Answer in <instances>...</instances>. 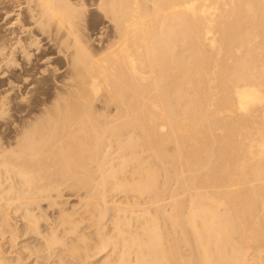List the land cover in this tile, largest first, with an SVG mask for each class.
<instances>
[{
	"label": "bare ground",
	"instance_id": "obj_1",
	"mask_svg": "<svg viewBox=\"0 0 264 264\" xmlns=\"http://www.w3.org/2000/svg\"><path fill=\"white\" fill-rule=\"evenodd\" d=\"M3 7L19 14L10 40L0 37V62L48 46L64 78L48 117L21 132L17 150L0 149L1 246L6 235L33 238L61 264H264V0H0ZM96 21L98 33H86ZM178 189L189 192L186 206ZM164 190L173 198L162 211L196 249L167 243L148 206L165 201ZM87 213L99 215L92 233ZM254 237L263 249H251ZM1 246L0 264L20 262Z\"/></svg>",
	"mask_w": 264,
	"mask_h": 264
},
{
	"label": "rangeland",
	"instance_id": "obj_2",
	"mask_svg": "<svg viewBox=\"0 0 264 264\" xmlns=\"http://www.w3.org/2000/svg\"><path fill=\"white\" fill-rule=\"evenodd\" d=\"M19 14V12H18V10L17 9H15V8H11V7H3V8H1L0 9V31L1 32H3V34H5V35H3L1 32V34H0V37H3V38H6L7 39V35H9L10 34V32L9 31H11V29L13 30V28H15L14 26L15 25H13V22H15V21H17V19L16 18H18V15ZM20 18V17H19ZM16 19V20H15ZM89 21H91L90 19H89ZM97 21H99V20H97ZM96 21V23L98 24V25H93L92 27H88L87 26V28H88V30H89V32H87L88 30H86V33H90V32H92L91 34L94 36L95 35V33L97 34L98 33V31H99V29L102 27V25H101V23L99 22H97ZM92 22V21H91ZM13 26V27H12ZM96 26V28H94ZM99 27V28H98ZM10 29V30H9ZM95 31H94V30ZM96 29H98V30H96ZM9 30V31H8ZM7 31V32H6ZM94 31V32H93ZM7 33V34H6ZM90 34V35H91ZM91 35V36H92ZM96 38V37H95ZM9 39V38H8ZM7 39V40H8ZM10 40V39H9ZM14 42V41H13ZM44 43H42V44H40V48H42L43 46H44V48H46V45H43ZM44 48H42V49H44ZM37 52V48L34 46V47H32L31 48V51L33 52L34 50ZM49 47L47 46V48L45 49V52H44V54L41 56V54H34L35 53V51L32 53L31 52V55L30 56H27L28 57V59H27V57H25V55H20V54H17V56L15 57V59H14V61H11V62H8V63H10L9 65H7L8 63H6V62H0V149L1 150H17L18 149V147L16 146L18 143H21L22 142V138H23V131H24V133H25V130H26V132L28 131V130H32L33 129V127H36V125H38V123H40L41 121H43V120H45L47 117H48V111H50V109H52V106H53V101L55 102V99L53 100V98H55V93H53V92H56V89L55 88H57L58 86H59V81H62L63 80V78L64 77H62V74H54L53 72L56 70V69H54V68H57V67H60L58 70H61L63 67H64V63L63 64H60V61H58V59L57 60H53V59H51L52 61H50V59H48V58H51V57H53L52 55H54V52H52L53 51V49H49ZM48 50V51H47ZM48 53H47V52ZM47 53V54H46ZM33 54V55H32ZM51 56H49V55ZM20 55V56H19ZM35 55H38V57H36ZM32 56V57H31ZM41 56V57H40ZM19 57H21V58H19ZM25 57V58H24ZM39 59V57H40V60H41V65H40V60H39V63H38V61L35 59ZM44 57V58H43ZM18 58V59H17ZM31 60H30V59ZM45 58H47V59H45ZM24 59H26V62L25 61H23ZM34 61H33V60ZM43 59V60H42ZM17 60L19 61V62H17ZM21 60V61H20ZM48 60V61H47ZM15 61H16V64H15ZM28 61V62H27ZM29 61H30V63H29ZM32 61V62H31ZM44 61H46L47 63H45ZM59 62V64H58V62ZM13 62V63H12ZM23 62V63H22ZM48 62H51V63H48ZM56 62V63H55ZM18 63H19V65H18ZM24 63H26V64H24ZM34 63V64H33ZM36 63H38L37 65H36ZM46 65H45V64ZM62 63V62H61ZM11 64H13V66L15 65L16 67L14 68ZM45 66H44V65ZM55 65V66H53V65ZM3 65V66H2ZM26 67H25V66ZM35 65V66H34ZM50 65H51V67H50ZM58 65V66H57ZM5 66V67H4ZM9 66H11V68L13 67L14 69H11V68H9ZM17 66H18V68H17ZM28 66V67H27ZM36 66H37V68H36ZM40 66H42V67H40ZM49 67V68H51V70H49V68L47 69L46 67ZM21 67V68H20ZM23 67H25L26 69H28V70H26L25 68H23ZM3 68V69H2ZM31 68H34V69H32L31 70ZM39 68H40V70H39ZM45 68V69H44ZM8 69H10V70H8ZM20 71H19V70ZM43 69V70H42ZM14 70H16V72L14 71ZM22 70V71H21ZM26 70V71H25ZM46 70V71H45ZM52 70H54V71H52ZM10 71V72H9ZM12 71H13V73H12ZM19 71V72H18ZM24 71V72H23ZM30 71H33L32 73H30L31 75H34V76H32V77H30L31 75L29 74V72ZM36 71V72H35ZM39 71H40V73H39ZM43 71H44V73L45 74H48V72L47 71H51L52 73H53V75H52V73L50 72L49 73V75H45L44 73H43ZM4 72V73H3ZM16 74H15V73ZM18 72V73H17ZM43 74H42V73ZM9 73H11V74H9ZM20 73V74H19ZM26 73V74H25ZM35 73V74H34ZM38 73H39V75H38ZM9 74V75H8ZM13 74H15L16 76H17V78L19 79L20 78V80L21 79H23L24 78V80L26 79V78H29V79H26L25 80V82H24V80H21V81H19L17 78H16V76L14 75V77H13ZM22 74V75H21ZM25 74V76H23ZM28 74V75H27ZM18 75L20 76V77H18ZM28 77H27V76ZM30 75V76H29ZM36 75V76H35ZM41 75V77L43 76V78H39V76ZM52 75V76H51ZM10 76L12 77V79L10 78ZM23 76V77H22ZM45 76V77H44ZM46 76H48V77H46ZM58 76V77H57ZM59 76H60V78H59ZM22 77V78H21ZM51 77V78H50ZM52 77H54L53 79H55V82H54V85H53V83H51L50 84V82H51V80H52V82H53V79H52ZM57 79H56V78ZM39 78V81L37 80ZM46 80H45V79ZM58 78H59V80H58ZM62 78V79H61ZM14 79H15V81H14ZM17 79V80H16ZM42 79V80H41ZM44 79V80H43ZM7 80V81H6ZM10 80V81H9ZM48 80L50 81V82H48ZM38 81V82H37ZM42 81V82H41ZM58 81V82H57ZM4 82H5V84H4ZM11 82V83H10ZM12 82H14V83H12ZM17 82V83H16ZM20 82V83H19ZM36 83V84H32V83ZM41 82V83H40ZM9 83V85H7ZM29 83H31V86H30V84ZM40 84V85H38V84ZM15 85V86H13V85ZM57 84V85H56ZM23 85V86H22ZM27 87V86H30V87H32L33 85L35 86H33L32 87V89L31 90H33V91H30V88L29 87H25V86ZM38 85V86H37ZM56 85V86H55ZM22 86V87H21ZM55 86V87H54ZM12 87V88H11ZM15 87V88H14ZM48 87H50V88H48ZM35 90H34V89ZM11 89H13L14 91H12ZM48 89V90H47ZM55 89V90H54ZM22 90V91H21ZM25 90V91H24ZM27 90V91H26ZM46 90V91H45ZM35 91V92H34ZM48 91V92H47ZM53 91V92H52ZM26 92H28V93H26ZM47 92V93H46ZM49 92H51V93H49ZM43 93V94H42ZM53 93V94H52ZM11 94V95H10ZM41 95H43V97L41 96ZM48 97H47V96ZM53 95V96H52ZM22 96H25V97H22ZM46 97V99L45 100H43L45 97ZM52 99H51V98ZM8 99V100H6V99ZM18 98H19V100H18ZM21 98V99H20ZM24 98V99H23ZM42 98V99H41ZM17 100V101H14V102H12L13 100ZM22 99L24 100V101H22ZM41 99V100H40ZM51 99V100H50ZM10 100H12V101H10ZM2 101H4L5 103H2ZM19 101V102H18ZM40 101L43 103V105L42 104H40L39 105V103H40ZM45 101V102H44ZM50 101H51V104H49L50 103ZM7 102V103H6ZM10 104H9V103ZM17 102L19 103V105L17 106ZM39 102V103H38ZM7 104V105H6ZM21 104V105H20ZM38 104V105H37ZM45 104V105H44ZM47 104V105H46ZM49 104V105H48ZM6 105V106H5ZM37 105V106H36ZM42 105V106H41ZM52 105V106H51ZM36 106V107H35ZM38 106H40V107H38ZM47 106H48V108H49V110L47 109ZM41 107H43V109L41 108ZM44 107H45V109H44ZM5 108V109H4ZM18 108H19V110H22L21 111V113H20V111L18 110ZM22 108V109H21ZM23 108H26V109H23ZM35 108H39L38 110H36ZM43 110L42 112L44 113V110H45V114H47V115H44L43 113H41L40 111H41V109ZM16 109H17V111H16ZM28 109V110H27ZM31 111H30V110ZM32 109H34V111H32ZM27 110V111H26ZM39 111V112H36V111ZM47 110V111H46ZM25 111V112H24ZM18 112V113H17ZM47 112V113H46ZM27 114V116H25L24 117V114ZM30 113H35V114H30ZM41 113V114H40ZM18 114V115H17ZM25 114V115H26ZM30 115V117H29V115ZM36 114L38 115V118L37 117H35L36 116ZM23 115V116H22ZM35 115V116H34ZM43 115V116H42ZM13 117V119H12V117ZM11 117V118H10ZM22 117V118H21ZM28 117V118H27ZM31 117H32V119H33V117H34V119H33V121L32 120H30L31 119ZM42 119H41V118ZM43 117H44V119H43ZM23 118H24V120H23ZM30 118V119H29ZM36 119H38V120H36ZM11 120V121H10ZM28 120V121H27ZM37 121V122H35V121ZM40 120V121H39ZM19 121V122H18ZM24 121L26 122V123H24ZM30 121V122H29ZM33 123H36V124H33ZM17 123V124H16ZM22 123V124H21ZM24 123V124H23ZM31 123V124H30ZM32 124H33V126H32ZM26 125V126H25ZM35 125V126H34ZM30 129H29V128ZM24 129V130H22V129ZM20 133V135H19V133ZM22 132V133H21ZM5 135V136H4ZM17 135H19L18 137H15V136H17ZM19 138V139H18ZM10 141V142H9ZM4 143H5V145H4ZM9 143V144H8ZM6 144H8V145H6ZM16 144V145H15ZM1 145H2V147H1ZM15 145V146H14ZM6 146H7V148H6ZM14 146V147H13ZM3 148V149H2ZM5 148V149H4ZM17 148V149H16ZM182 192H184V193H182ZM187 194H186V193ZM165 193V194H164ZM170 193H172V190H164V192H163V196H162V198H164L165 199V201H163L162 203H160V204H154V205H148L149 207H151V208H153L152 210L154 211V213H156L158 216H159V218H160V220H161V223H162V227H163V230H164V233L166 232V234H165V236H166V241H167V243L168 244H170L171 246H173L175 243H176V241H177V243L178 244H176L177 245V247H178V249L180 248V249H196L195 247H194V242L193 241H190V244H188L187 243V239H192V238H190V236L188 235V233H187V235L185 234V233H182L180 230H177L176 229V227L174 226V224H173V221L172 220H169V218H168V216L166 215L167 213H165V212H163L162 211V207L164 208V209H168V208H170L171 207V202H172V194H170ZM188 191H186V190H183V189H178V190H176V195H177V198L179 199V200H181V201H183L184 203H183V206H186L187 204H188V198H189V196H187L188 195ZM182 194V195H181ZM184 194V195H183ZM168 195V196H167ZM165 196V197H164ZM179 196H181V198L179 197ZM187 197V198H186ZM234 197L235 196H233V199H234ZM167 198H171V199H167ZM236 198V197H235ZM74 199V200H73ZM176 199V198H175ZM185 199V200H184ZM168 200V201H167ZM239 200H244V198L243 197H241V199H237V201L235 202L237 205H236V207L238 206L239 208L240 207H242L241 205V203L243 202H241V201H239ZM71 202H75V204H77L78 203V200L77 199H75V198H72L71 199ZM77 202V203H76ZM169 202V203H168ZM72 203V204H73ZM240 203V204H239ZM74 204V205H75ZM79 204V203H78ZM257 206H259L260 207V204L258 203V205ZM155 207V208H154ZM161 207V208H160ZM237 207V208H238ZM258 207V208H259ZM238 208V209H239ZM159 209V210H158ZM169 210V209H168ZM82 211V210H81ZM171 210H169V212H170ZM168 212V213H169ZM86 215V217H87V220H86V225L87 226H91L88 230H89V232H93V231H95V227H92L93 225L94 226H97V224H98V221H99V219H95L97 216H99L98 215V213H95V215H97L96 217H92V214L91 213H87V214H85ZM110 217L112 218V211L110 212ZM161 215V216H160ZM109 216L107 217V219L104 221V222H106L105 224L107 225H105L107 228L106 229H108V228H110L111 229V227H112V222L110 221L111 220V218H110ZM89 218V219H88ZM109 220V221H108ZM110 222V223H109ZM169 222V223H168ZM240 222V221H239ZM238 222V220L235 222L236 223V225H237V227H238V229H241V224ZM93 223H95V224H93ZM110 224V225H109ZM170 226V227H169ZM241 226V227H240ZM171 227H172V230H171ZM91 228H93V229H91ZM166 229V230H165ZM175 229V230H174ZM93 230V231H92ZM109 230V229H108ZM183 231V230H182ZM172 232V233H171ZM176 233V234H175ZM170 234V235H169ZM171 234H173L172 236H171ZM176 235H177V240H176ZM240 235V236H239ZM6 237V238H5ZM3 239H2V246H1V244H0V246L1 247H4L5 249H3L4 251H3V253H5V254H7V255H5V256H7L8 258H9V256H10V258L9 259H11V258H13L12 260L13 261H16V262H18V261H22V263H20V262H18V264H61L60 262H59V259L57 258V257H55V256H53V255H50L46 250H44L45 248L37 241V240H35V239H33V238H30V239H27V240H25V241H23V243H22V239L21 240H15L14 242H13V240L11 239V237L9 236V235H6ZM175 237V238H174ZM173 238V240H171ZM179 238V239H178ZM239 241H238V240ZM241 239H242V237H241V234L239 233L238 235H237V238H236V241H238L239 243L241 242H243V240L241 241ZM12 240V241H11ZM34 240V241H33ZM256 240V241H255ZM258 237H254V240L251 242V244H250V246L252 247L251 249H263V243H261V241L260 240H258ZM175 241V243H173V242ZM5 242V243H4ZM9 242V243H8ZM12 242V243H11ZM19 242V243H18ZM31 242H32V244H31ZM171 242V243H170ZM254 242V243H253ZM4 243V244H3ZM16 244V246L14 245V244ZM18 243V244H17ZM22 243V244H21ZM25 243V244H24ZM37 245H36V244ZM253 243V244H252ZM21 244V245H20ZM31 244V245H30ZM35 244V245H34ZM25 245V246H24ZM169 245V246H170ZM25 248H24V247ZM32 246V247H31ZM33 246H38V247H33ZM256 246H258V247H256ZM255 247V248H254ZM9 248V249H8ZM11 248V249H10ZM26 248H28L29 249V251H28V249H26ZM31 248V249H30ZM35 250L36 249V251H34L33 249ZM37 248H39L38 250H37ZM42 248H43V250H42ZM5 250H6V252H5ZM40 250V251H39ZM7 251H9V252H7ZM38 251V252H37ZM41 251H42V253H41ZM44 252H45V254H44ZM47 252V253H46ZM20 253V254H19ZM18 255V256H17ZM44 255V256H43ZM20 256V258H18ZM48 256V257H47ZM50 257V258H49ZM18 259H20V260H18Z\"/></svg>",
	"mask_w": 264,
	"mask_h": 264
}]
</instances>
